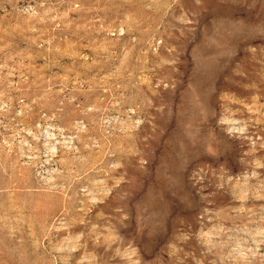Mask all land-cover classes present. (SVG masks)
I'll list each match as a JSON object with an SVG mask.
<instances>
[{
    "label": "rangeland",
    "instance_id": "obj_1",
    "mask_svg": "<svg viewBox=\"0 0 264 264\" xmlns=\"http://www.w3.org/2000/svg\"><path fill=\"white\" fill-rule=\"evenodd\" d=\"M0 264H264V0H0Z\"/></svg>",
    "mask_w": 264,
    "mask_h": 264
},
{
    "label": "bare ground",
    "instance_id": "obj_2",
    "mask_svg": "<svg viewBox=\"0 0 264 264\" xmlns=\"http://www.w3.org/2000/svg\"><path fill=\"white\" fill-rule=\"evenodd\" d=\"M48 144V143H47ZM51 145V144H50ZM52 152V151H51Z\"/></svg>",
    "mask_w": 264,
    "mask_h": 264
}]
</instances>
